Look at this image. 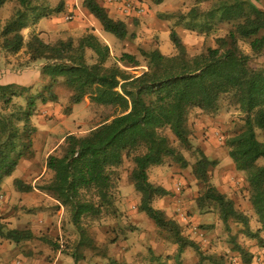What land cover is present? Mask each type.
Wrapping results in <instances>:
<instances>
[{"label":"trees","instance_id":"1","mask_svg":"<svg viewBox=\"0 0 264 264\" xmlns=\"http://www.w3.org/2000/svg\"><path fill=\"white\" fill-rule=\"evenodd\" d=\"M10 1L16 7L2 25L0 22L1 50L11 55L24 50L30 63H44L40 74L47 83L43 88L46 95L41 92L31 96L28 105H34L36 100L42 104L54 102L52 89L61 81L71 92L72 105L88 98L96 106L114 110L110 119L83 136L66 135L61 155L50 153L45 159V169L52 177L39 190L68 210L79 242L84 237L83 219L115 214L111 193L115 169L129 159L133 165L130 180L139 195L137 210L176 245V257L189 248L198 255L195 264H226L222 256L203 254L193 241L183 236L176 221L152 206L154 199L167 192L149 182L148 169L162 165L166 159L182 168L189 167L172 140L161 132L167 129L173 140L195 157L192 175L203 185L197 208H213L226 230L232 222L240 227L243 236L258 245L264 244L259 235L264 232V164H259L264 162V142L256 134V131L264 132V62L258 61L264 58V0H206L211 1L206 12L191 9L183 16L187 21L185 29L206 36L218 25L229 26L223 37L214 40L215 47H205L191 56L177 31L171 28L168 38L175 54L164 55L158 48L141 50L145 70L138 75L127 70L140 67L133 54L122 53L112 61L109 46L92 33L53 44L45 43L35 33L24 38L22 31L28 27L30 15L38 11L39 0H0V11ZM163 1L152 0V3L159 5ZM82 7L105 33L120 41L128 37L126 24L111 18L98 0H82ZM129 36L133 38L134 34ZM240 42L247 45L249 53L243 52ZM8 88L0 86L3 100ZM223 96L242 114L241 130L226 145L234 169L245 175L248 200L258 225L255 231L250 228L248 217L210 185L209 171L216 162L194 148L189 139L188 112L191 109L215 112ZM32 132H18L10 121L0 119V190L3 180L12 175L30 150ZM13 185L18 192L33 189L19 179ZM33 238L29 230H10L0 224L2 240L19 244ZM230 244L242 264H251L252 255L235 237L231 236ZM110 264L118 263L112 260Z\"/></svg>","mask_w":264,"mask_h":264},{"label":"rangeland","instance_id":"2","mask_svg":"<svg viewBox=\"0 0 264 264\" xmlns=\"http://www.w3.org/2000/svg\"><path fill=\"white\" fill-rule=\"evenodd\" d=\"M66 1L39 0L37 4L40 7L30 15L28 29L22 31L23 37L27 38L35 33L32 26L38 21L42 24L41 39L48 44L67 38L77 40L85 35L86 33H82L84 29L75 26L78 19L85 18L84 15L59 13ZM77 1L79 4L82 2ZM132 1L143 7V13L137 18L123 17L128 20V37L124 41L103 32L95 19L93 24L97 36L112 43L109 47L112 61L122 53L133 54L138 59L139 68L127 69L135 75L145 70L141 50L148 52L160 47L164 55L175 54L168 38L171 28L177 31L191 56L205 47H215L214 40L223 37L230 28L227 25H218L206 36L185 29L187 21L183 16L191 9L199 13L206 12L211 1L164 0L159 5H154L152 0ZM98 2L103 5L105 0ZM5 6L0 11L1 25L14 12L16 4L10 1ZM107 13L111 18H116L115 13L110 10ZM68 15H72L73 19L68 20ZM131 23L136 28L128 25ZM131 34H134L133 38H130ZM1 43L0 38V70L6 68L11 72L22 73L38 63H30L24 50L15 55L8 54L1 50ZM239 46L243 52L249 53L247 45L240 42ZM258 61L264 62V58ZM34 88L38 91L42 89L38 85ZM52 92L56 96L54 102L42 104L36 100L31 106L28 105V98L37 95L31 88L9 87L4 92L8 101L5 102L0 97V119L10 121L18 132L33 131L30 134V150L19 161L12 175L2 182L0 224L10 230H29L34 236L33 239L19 244L0 239V254L5 252L3 256L0 255V264H110L112 260L118 264H195L198 255L194 250L188 248L177 258L176 245L137 210L139 195L130 180L133 165L129 159H125L123 165L115 169V181L111 191L115 214H103L95 220L83 219L81 226L84 237L79 242V235L70 221L68 210L59 207L56 201L39 190L52 177V173L45 169V159L50 153L61 155V146L66 135L83 136L110 119L114 110L96 106L88 98L80 104L72 105L71 92L61 81L55 84ZM43 94L46 95V92ZM241 126L242 114L227 96L220 99L215 112L191 109L187 115L191 144L208 159L216 162L209 171L210 185L248 217L250 228L255 231L258 225L248 200L245 175L234 169L226 145L227 140L241 130ZM161 132L172 140L173 146L189 162V167L182 168L166 159L162 165L148 169L149 182L167 192L163 197L154 199L152 206L163 211L167 218L176 221L183 236L193 241L206 256H222L226 264H242L239 255L231 250L230 238L233 236L252 255L251 264H264V244L258 245L256 241L243 236L239 232L240 227L232 222L228 224L230 229L226 230L213 208H197V198L203 193V185L192 175L195 157L180 147L167 129ZM256 134L258 140L264 142V132L256 131ZM22 138L25 143L26 136ZM259 164L264 162L260 161ZM15 179L33 189L18 192L13 185ZM4 219L9 222L2 221ZM259 235L264 242V232Z\"/></svg>","mask_w":264,"mask_h":264},{"label":"crops","instance_id":"3","mask_svg":"<svg viewBox=\"0 0 264 264\" xmlns=\"http://www.w3.org/2000/svg\"><path fill=\"white\" fill-rule=\"evenodd\" d=\"M73 5H75V7ZM102 6L105 9L110 10L111 12L115 13V15H116L115 20H121L125 24L128 23V20L126 21L123 18L124 16L116 10L115 6L110 5V4H103ZM64 12L73 13V14H77V15H79V14L84 15L85 18L84 19H78L77 23H75V26L79 27L80 29L81 28L84 29V31L82 33H92L93 35L98 37V39L100 41L106 43L110 47V44H112V43L109 42L108 39H104L102 37L97 36V32H96V29H95L94 24H93L94 18L82 7V2L79 4L77 0H67L66 4H64L63 10L61 12L59 11L60 14L64 13ZM41 25H42L41 22L38 21L37 23H34V25L32 26V28L35 30V34H40L39 35L40 38H41L40 32L42 31ZM128 25L130 27L131 26L135 27L134 23H131ZM100 28H101V26H100ZM26 29H28V27ZM90 30H92L93 32H91ZM101 30H102V28H101ZM158 49L160 50L161 48L158 47ZM43 65H44L43 63L38 62L37 64H34L31 66L32 69H29L27 72H22V73H20L19 71L11 72V71L7 70L6 68H4V70H0V86H2V87H5V86L6 87H8V86L9 87H15V86H17V87H21V88H31V91H33L36 94L44 92L43 88L46 85V82L44 80H42L41 74H40V68ZM36 85H38V87L42 88L41 91H38L36 88H34V86H36ZM36 132H37V130H36ZM2 221L9 222L7 219L6 220L4 219ZM4 253H1L0 255L3 256Z\"/></svg>","mask_w":264,"mask_h":264},{"label":"built area","instance_id":"4","mask_svg":"<svg viewBox=\"0 0 264 264\" xmlns=\"http://www.w3.org/2000/svg\"><path fill=\"white\" fill-rule=\"evenodd\" d=\"M104 4L115 6L116 10L120 12L124 17H138L143 13V7L132 0H105ZM67 19L72 20L73 16L68 15Z\"/></svg>","mask_w":264,"mask_h":264}]
</instances>
